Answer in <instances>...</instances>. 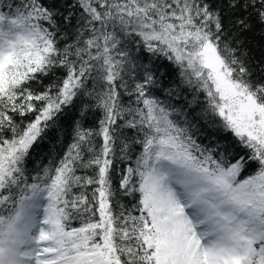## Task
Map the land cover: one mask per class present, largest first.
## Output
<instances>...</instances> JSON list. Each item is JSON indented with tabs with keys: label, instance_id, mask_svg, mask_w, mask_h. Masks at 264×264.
<instances>
[{
	"label": "snow or ice",
	"instance_id": "obj_1",
	"mask_svg": "<svg viewBox=\"0 0 264 264\" xmlns=\"http://www.w3.org/2000/svg\"><path fill=\"white\" fill-rule=\"evenodd\" d=\"M4 6L0 264H264V0Z\"/></svg>",
	"mask_w": 264,
	"mask_h": 264
},
{
	"label": "trees",
	"instance_id": "obj_2",
	"mask_svg": "<svg viewBox=\"0 0 264 264\" xmlns=\"http://www.w3.org/2000/svg\"><path fill=\"white\" fill-rule=\"evenodd\" d=\"M10 2V0H3L2 3H0V10L8 12L9 9L4 6L5 3ZM247 44L248 47L251 50V53L253 56L256 57V59H260L261 57H264V36L261 35V30L257 27L253 32H250L246 35ZM164 68L169 72L173 73L174 71L172 67L167 63L163 62ZM85 127H95V117H89L88 120L85 123ZM229 141L232 140L231 136L228 137ZM72 142V135L71 132L69 133V136L65 139V147L62 149V151H67V145ZM44 163H47V160L45 159ZM123 166V165H122ZM34 165H29V171L31 172ZM76 226H79V222L76 223Z\"/></svg>",
	"mask_w": 264,
	"mask_h": 264
}]
</instances>
